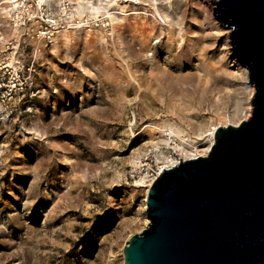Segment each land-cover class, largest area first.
<instances>
[{
	"label": "rangeland",
	"instance_id": "obj_1",
	"mask_svg": "<svg viewBox=\"0 0 264 264\" xmlns=\"http://www.w3.org/2000/svg\"><path fill=\"white\" fill-rule=\"evenodd\" d=\"M153 1L114 30L67 0L70 17L36 0L0 11V264H123L160 166L251 116L211 0Z\"/></svg>",
	"mask_w": 264,
	"mask_h": 264
},
{
	"label": "water",
	"instance_id": "obj_2",
	"mask_svg": "<svg viewBox=\"0 0 264 264\" xmlns=\"http://www.w3.org/2000/svg\"><path fill=\"white\" fill-rule=\"evenodd\" d=\"M211 2L254 85L251 116L157 174L148 225L123 246V264H264V0Z\"/></svg>",
	"mask_w": 264,
	"mask_h": 264
},
{
	"label": "bare ground",
	"instance_id": "obj_3",
	"mask_svg": "<svg viewBox=\"0 0 264 264\" xmlns=\"http://www.w3.org/2000/svg\"><path fill=\"white\" fill-rule=\"evenodd\" d=\"M36 1H37V4L39 6H43V5H47V6L49 5V6H52V7L54 6L56 9H58L62 13H64V15L67 14L70 17V12L67 13V6H66L65 2L62 4V2L64 0H36ZM67 1H68V3L73 4L75 12L77 14V18H74L73 20L78 21L80 23V22H83L84 20L87 21L89 18L97 19L98 16L102 14V15H106V16H108L110 18L111 22L109 21V23L111 24V26H112V28L114 30L115 23L120 22V21L122 22L124 19H127L128 15H129V12H130V8L131 7H136V6L138 7V5L143 3L142 1H144V0H98L97 3H95L93 0H67ZM23 6H25V0H0V11L3 13V15H4V17L6 19L11 17V13H13L14 11H18L19 9L23 8ZM58 7H61V9H59ZM137 11H138V9H137ZM92 17H95V18H92ZM56 21H57L56 19L52 20V22H54V23ZM16 25H17V22H16ZM75 27L77 28V29H75V31H76V30H84L85 28L90 27V26L88 25L87 22H85V23L79 24V25H77ZM90 30H91V27L88 29V31H90ZM53 40L56 41L57 37H54ZM140 42L142 43V41H140ZM237 78H239V77H237ZM243 78H244V80L246 82H248V84H249L248 88L253 91L254 90L253 83L250 82V81H247L246 76H243ZM248 80H249V77H248ZM251 93H253V92H251ZM248 102H249V105H248L249 107L248 108L251 109V106H250L251 105V96L248 99ZM247 118L248 117L246 116L244 119H242V118L241 119L243 121H245V120H247ZM228 124H230V123H228ZM238 124L239 123H234V122L232 123V125H238ZM219 126L220 125H216V126H213V128H211L210 137L208 138L207 146L203 149V153L192 154V156H190V157L187 156V157H183L181 159H188V158H194V157H197V156L206 155V153L208 152L211 144L213 143L215 130ZM166 161H167L166 164H163V165L160 166L159 172H161L165 168H170L173 165L178 163V160L171 161L170 159H168ZM157 174L150 179V183L157 176ZM150 183L148 184V188H149ZM146 195H147V193H146ZM146 195L144 196L145 208H146ZM122 254H123V252H122Z\"/></svg>",
	"mask_w": 264,
	"mask_h": 264
}]
</instances>
